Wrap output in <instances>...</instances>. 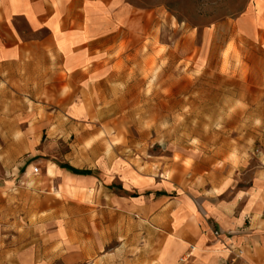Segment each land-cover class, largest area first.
<instances>
[{
	"label": "rangeland",
	"instance_id": "obj_1",
	"mask_svg": "<svg viewBox=\"0 0 264 264\" xmlns=\"http://www.w3.org/2000/svg\"><path fill=\"white\" fill-rule=\"evenodd\" d=\"M125 2V23L118 22L125 46L94 82L62 84L61 100L30 102L38 110H30L29 134L40 144L20 166V181H10L8 165L0 166L2 224L20 214L30 224L77 219L83 231L109 227L112 248L120 220L133 242V222L146 218L149 187L207 189L216 171L231 185L230 162L236 166L261 150L264 0ZM0 152L6 157L8 149ZM47 164L88 171L96 185H82L83 196L80 182L70 187L69 175L49 180ZM137 178L153 182L138 189ZM15 186L25 190L24 213Z\"/></svg>",
	"mask_w": 264,
	"mask_h": 264
},
{
	"label": "crops",
	"instance_id": "obj_2",
	"mask_svg": "<svg viewBox=\"0 0 264 264\" xmlns=\"http://www.w3.org/2000/svg\"><path fill=\"white\" fill-rule=\"evenodd\" d=\"M126 14L125 0H0V149H8L6 157L0 152V166L8 165L10 181H20V166L40 144L29 134L30 110H38L30 102L61 100L62 84L93 83L125 46L126 30L118 22L125 23ZM262 144L236 166L230 162L236 170L231 185L216 171L207 189L149 187L146 218L133 222V242L124 220L112 248L109 227L83 231L77 219L30 224L20 214L0 222V264H264V134ZM69 171L45 167L49 180L69 175L70 187L80 182L79 191L96 185L94 176ZM13 188L24 213L25 190Z\"/></svg>",
	"mask_w": 264,
	"mask_h": 264
},
{
	"label": "bare ground",
	"instance_id": "obj_3",
	"mask_svg": "<svg viewBox=\"0 0 264 264\" xmlns=\"http://www.w3.org/2000/svg\"><path fill=\"white\" fill-rule=\"evenodd\" d=\"M49 173H53L52 171V168L49 169ZM150 183V182H153V178H147V179H144V178H137V179H134L133 180V185L134 187L138 188V189H142L145 184L147 183Z\"/></svg>",
	"mask_w": 264,
	"mask_h": 264
},
{
	"label": "trees",
	"instance_id": "obj_4",
	"mask_svg": "<svg viewBox=\"0 0 264 264\" xmlns=\"http://www.w3.org/2000/svg\"><path fill=\"white\" fill-rule=\"evenodd\" d=\"M59 166L61 168L68 169V170H70L73 173L78 174V175H89L88 171H81V170L76 169V168H74V167H72L70 165H59ZM113 187H116V186H111L110 188H113ZM119 188L121 189L122 187H119ZM138 196H139V194H137V193L132 195V197H138Z\"/></svg>",
	"mask_w": 264,
	"mask_h": 264
},
{
	"label": "built area",
	"instance_id": "obj_5",
	"mask_svg": "<svg viewBox=\"0 0 264 264\" xmlns=\"http://www.w3.org/2000/svg\"><path fill=\"white\" fill-rule=\"evenodd\" d=\"M38 172V168H35V173H37Z\"/></svg>",
	"mask_w": 264,
	"mask_h": 264
}]
</instances>
